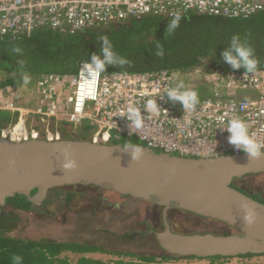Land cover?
Instances as JSON below:
<instances>
[{"label": "built area", "instance_id": "built-area-1", "mask_svg": "<svg viewBox=\"0 0 264 264\" xmlns=\"http://www.w3.org/2000/svg\"><path fill=\"white\" fill-rule=\"evenodd\" d=\"M261 9L264 6L260 0H0V41L38 28L78 33L148 14L172 17L192 10L240 17ZM244 71H207L200 66L188 72L162 69L100 73L84 61L75 73L39 77L32 104H19L13 96L15 86L0 89V110L15 117L2 129L1 137L58 141L63 139L58 123L75 128L86 123L92 128L91 140L95 143L135 138L153 151L186 158L243 154L228 143V132L219 127H226L230 118H240L248 124L250 133L264 143V69L246 77ZM3 76L0 71V79ZM180 81L198 93L199 103L193 110L184 111L179 103L167 99L166 89ZM147 99H157L160 112L145 113L144 128L131 131L121 113L130 104L143 112ZM220 118L223 125L218 123ZM34 121L44 127L43 133L41 128L33 127Z\"/></svg>", "mask_w": 264, "mask_h": 264}, {"label": "trees", "instance_id": "trees-1", "mask_svg": "<svg viewBox=\"0 0 264 264\" xmlns=\"http://www.w3.org/2000/svg\"><path fill=\"white\" fill-rule=\"evenodd\" d=\"M260 1L264 6V0ZM179 15L180 27L169 35H166V29L172 17L148 14L78 33L38 28L22 32L15 39L5 36L0 41V71L4 75L0 79V89L22 85L25 75L29 80H35L47 73L77 72L82 62H90L91 55L99 53L101 36H107L115 53L127 60L123 66H108L104 72H147L162 69L188 72L200 66L207 71L232 68L223 62L222 52L233 35H239L248 41L258 59L257 69H264V9L240 17L206 15L192 10ZM158 45L163 48V56L156 55ZM16 48L20 51L16 52ZM12 120L15 121V117L0 110V136L2 129ZM78 128L80 138L88 139L92 128L86 123ZM65 136L66 132L62 131V137ZM113 143L145 146L135 138L115 140ZM36 193L37 189L30 194L16 193L6 199V204L0 210V264H16L14 257H20L19 264H163L157 261L158 256L111 252L102 245H91L88 241L14 235L12 231L19 227L24 212L41 213L43 209L39 207H43L44 212L55 214L47 207L55 204L60 193H64L63 200L66 203L73 201L76 195L72 191L54 188L41 203L34 204L31 198ZM255 198L264 202L262 192L256 191ZM66 252L82 255L77 261H73L64 255ZM95 252L110 253L118 259L105 262L87 256ZM256 255L264 253H247L236 257ZM159 259L164 261L169 257L161 255Z\"/></svg>", "mask_w": 264, "mask_h": 264}, {"label": "water", "instance_id": "water-1", "mask_svg": "<svg viewBox=\"0 0 264 264\" xmlns=\"http://www.w3.org/2000/svg\"><path fill=\"white\" fill-rule=\"evenodd\" d=\"M124 145L75 138L13 141L0 136V210L16 193L37 189L31 200L39 204L54 188L92 184L162 206L164 227L157 238L171 256L264 253V203L233 186L245 176L264 174V156L186 158L143 146L141 158L132 160L131 149ZM70 162L75 166L66 167ZM173 205L219 220L237 232L175 233L167 220ZM246 210L255 217L251 224L244 220Z\"/></svg>", "mask_w": 264, "mask_h": 264}, {"label": "rangeland", "instance_id": "rangeland-1", "mask_svg": "<svg viewBox=\"0 0 264 264\" xmlns=\"http://www.w3.org/2000/svg\"><path fill=\"white\" fill-rule=\"evenodd\" d=\"M38 80H29L28 84H22L16 86L13 91V96L17 98L19 104L26 105L32 104L34 93L33 88L35 82ZM35 123V124H34ZM32 122L33 127L36 128L38 122ZM37 123V124H36ZM41 127V133H43V128ZM57 129L65 131L66 136L64 138H75L81 139L79 136V128H75L69 124L58 123ZM93 131L88 137L91 140ZM236 183L248 187L249 189H261L264 191V174L249 175L241 179L236 180ZM103 201L100 204L101 209L92 208L89 209L86 206L79 208V210H67L64 214H61V207L64 205V193H60L56 198L55 204L47 207L54 213L44 212L45 208L39 207L43 211L41 213L37 212H24L22 215V222L19 227L12 231L16 236L22 237H32V238H43V237H53L60 240H77V241H89L91 243L97 242L98 244L104 243L107 247L111 248H135V249H146L147 245L141 242H134L131 245L127 243H118L117 241L110 240L109 236L103 232H131L135 227L136 223L141 222L146 217L147 210L152 208V204L140 199H135L126 195H118L112 191H103ZM78 202H84V198L80 197ZM105 202H107L105 204ZM93 206V205H92ZM103 206V207H102ZM66 208V207H65ZM40 210V211H41ZM187 217V215H185ZM209 219L201 218L200 224L197 229L193 226H189L191 231H201V232H237L235 229L228 230L224 227L222 230L218 226H222V223L215 222L216 225L208 227L210 224ZM197 223V220H194ZM181 230H185L184 228ZM142 245V246H141ZM154 249L155 245L150 246ZM153 247V248H152ZM65 256H69L73 261L77 259L82 254H73L71 252H66ZM87 256L109 262L118 259L115 255L101 254V253H90ZM213 258H215L213 256ZM190 258V259H168L164 262H169V264H264V255H256L252 257H231V258ZM130 259V258H126ZM158 262H163L159 258Z\"/></svg>", "mask_w": 264, "mask_h": 264}, {"label": "clouds", "instance_id": "clouds-1", "mask_svg": "<svg viewBox=\"0 0 264 264\" xmlns=\"http://www.w3.org/2000/svg\"><path fill=\"white\" fill-rule=\"evenodd\" d=\"M181 16L173 15L166 29V35L173 33L180 27ZM156 55L163 56V48L159 45ZM16 52L20 49L16 48ZM223 62L229 64L234 70L241 68L245 69L243 76L246 77L249 73H254L257 70L258 59L254 54V49L247 40H243L239 35H233L227 44V47L222 52ZM127 60L118 56L107 36L100 37V51L91 55L90 65L96 72H104L108 66H123ZM23 83H29V77H23ZM167 99L173 103H179L184 111L193 110L199 103L198 93L185 86L183 81H180L175 87L166 89ZM163 98V97H161ZM161 106L157 99H147L143 105V112L140 107L129 105L126 112L121 113V116L126 117L130 125V130L135 128L137 131L144 128L145 113L147 115H158ZM221 125L224 124L223 118L218 121ZM222 131L228 132V143L234 146L236 150L243 151L249 158H259L264 156V143L258 141L249 131L248 124L237 117L230 118L226 127H219ZM125 150L131 149L132 160H138L143 155L144 149L138 144H127L122 146ZM75 166V162H70L66 167ZM252 212L246 210L244 216L245 222L251 224L254 221ZM16 264H19L20 257H14Z\"/></svg>", "mask_w": 264, "mask_h": 264}, {"label": "flooded vegetation", "instance_id": "flooded-vegetation-1", "mask_svg": "<svg viewBox=\"0 0 264 264\" xmlns=\"http://www.w3.org/2000/svg\"><path fill=\"white\" fill-rule=\"evenodd\" d=\"M233 185H234V187L236 186V188L240 189L241 191H243L247 194H250L254 199H256L255 198L256 191L262 192L264 195V191L261 189H259V190L249 189L248 187H245L243 185H239L236 182ZM59 189L64 190L65 192L72 191V192L76 193L73 201H71L70 203L64 202L65 206L61 207V210H62L61 214H64V212L67 210H79V208H82L83 206H86L87 208L90 207L89 209H92L93 207L95 209L96 208L101 209V207H100L101 205H97V204H100L103 201V194H104L103 191H105V190H109V191H112L118 195L123 196V194H119L113 190L105 188L104 186H96V185L84 184V183L78 184V185L66 186V187L59 188ZM126 196H130V195H126ZM80 197L84 198V202H81V203L78 202ZM130 197H132V196H130ZM135 199H138V198H135ZM140 200H143V199H140ZM143 201L151 203L152 208L147 210L146 217L141 222L136 223L135 227L133 228V230L131 232H103V234H106V237L109 236L110 240L117 241L118 243L123 242V243H127V244L131 245L134 242H141L142 244L147 245L146 249H144V250L143 249H135V248L129 249L126 247L116 249V248H111L109 246L107 247V245L104 243L98 244L97 242L91 243L89 241H88V243L91 245H102L106 250H109L111 252H115V251L133 252V253H136L139 255L158 256L157 259L161 255H165V256L169 257L170 260L171 259L176 260V259H190V258H200L201 259L202 258V257H196V256H186V257H184V256H182V257L171 256L166 250H164L161 247L159 240L157 238V233L159 231H162L163 227H164V220H165L164 215H163V209L164 208L160 205H157L153 201H148V200H143ZM106 203L107 202H105V204ZM185 215H187V217ZM201 218L209 219L211 221L210 224L207 225L208 227H210L214 224L216 225L215 222H220V223H222V226H218L219 229L222 228V230H223L224 227L228 228L227 231L232 229L230 227H227L225 225V223H223L219 220L204 217V216L198 215L196 213L180 209L178 207H175L174 205L171 206L167 211V220L170 223L172 230L175 231V233H185V234L215 233V232H201L198 230L197 231L196 230L191 231L189 226H193L196 228V226H195V224H196L197 229H198ZM194 220H197V223H194ZM183 228L185 230H181ZM222 233L228 234L231 232H220L219 234H222ZM153 245H155V247H154V249H151L150 246H153ZM95 253L110 254V253H102V252H95ZM110 255H113V254H110ZM208 258H212V257H208Z\"/></svg>", "mask_w": 264, "mask_h": 264}, {"label": "crops", "instance_id": "crops-1", "mask_svg": "<svg viewBox=\"0 0 264 264\" xmlns=\"http://www.w3.org/2000/svg\"><path fill=\"white\" fill-rule=\"evenodd\" d=\"M36 124H37V123H36ZM39 125H40V126H42L41 124H37V126H36V127H37V128H41V127H38Z\"/></svg>", "mask_w": 264, "mask_h": 264}, {"label": "bare ground", "instance_id": "bare-ground-1", "mask_svg": "<svg viewBox=\"0 0 264 264\" xmlns=\"http://www.w3.org/2000/svg\"><path fill=\"white\" fill-rule=\"evenodd\" d=\"M22 127V125L20 124L19 126H18V128H21Z\"/></svg>", "mask_w": 264, "mask_h": 264}]
</instances>
